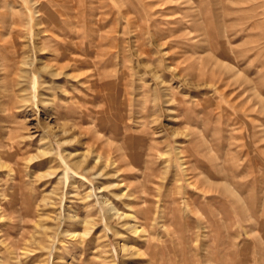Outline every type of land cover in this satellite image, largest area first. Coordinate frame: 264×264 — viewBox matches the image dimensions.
<instances>
[{
    "label": "rangeland",
    "instance_id": "1",
    "mask_svg": "<svg viewBox=\"0 0 264 264\" xmlns=\"http://www.w3.org/2000/svg\"><path fill=\"white\" fill-rule=\"evenodd\" d=\"M0 264H264V0H0Z\"/></svg>",
    "mask_w": 264,
    "mask_h": 264
},
{
    "label": "bare ground",
    "instance_id": "2",
    "mask_svg": "<svg viewBox=\"0 0 264 264\" xmlns=\"http://www.w3.org/2000/svg\"><path fill=\"white\" fill-rule=\"evenodd\" d=\"M104 150V149H103ZM78 163V162H77ZM79 164V163H78ZM81 164H79V165H77L78 166V168H80L81 166H80ZM107 204V203H106ZM110 209V208H109ZM111 209H112V207H111ZM90 226V225H89ZM137 230V229H136ZM135 230V233H137V231Z\"/></svg>",
    "mask_w": 264,
    "mask_h": 264
}]
</instances>
